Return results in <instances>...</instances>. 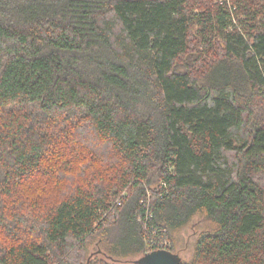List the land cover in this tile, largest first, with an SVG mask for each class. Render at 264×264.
Returning a JSON list of instances; mask_svg holds the SVG:
<instances>
[{"label": "trees", "instance_id": "trees-1", "mask_svg": "<svg viewBox=\"0 0 264 264\" xmlns=\"http://www.w3.org/2000/svg\"><path fill=\"white\" fill-rule=\"evenodd\" d=\"M194 219L180 264H264V0H0V264H138Z\"/></svg>", "mask_w": 264, "mask_h": 264}, {"label": "rangeland", "instance_id": "rangeland-1", "mask_svg": "<svg viewBox=\"0 0 264 264\" xmlns=\"http://www.w3.org/2000/svg\"><path fill=\"white\" fill-rule=\"evenodd\" d=\"M217 1L218 3L222 2V0ZM226 1L230 6V0ZM197 222V219H194L191 224L187 225L182 230L172 235V243L170 244L169 250H172V253L180 259V262L187 263L192 259L197 235L202 230L201 224ZM90 252H94L93 246L90 247ZM136 259L138 258H135L133 260Z\"/></svg>", "mask_w": 264, "mask_h": 264}, {"label": "water", "instance_id": "water-1", "mask_svg": "<svg viewBox=\"0 0 264 264\" xmlns=\"http://www.w3.org/2000/svg\"><path fill=\"white\" fill-rule=\"evenodd\" d=\"M138 264H180V259L168 251H153L143 256Z\"/></svg>", "mask_w": 264, "mask_h": 264}, {"label": "built area", "instance_id": "built-area-1", "mask_svg": "<svg viewBox=\"0 0 264 264\" xmlns=\"http://www.w3.org/2000/svg\"><path fill=\"white\" fill-rule=\"evenodd\" d=\"M154 251H168L170 244L167 241L160 240L157 244H153Z\"/></svg>", "mask_w": 264, "mask_h": 264}]
</instances>
